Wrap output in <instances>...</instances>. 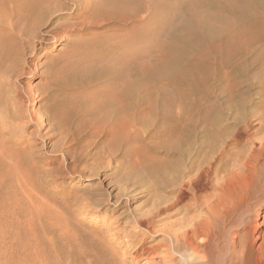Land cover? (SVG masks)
<instances>
[{
    "label": "bare ground",
    "instance_id": "bare-ground-1",
    "mask_svg": "<svg viewBox=\"0 0 264 264\" xmlns=\"http://www.w3.org/2000/svg\"><path fill=\"white\" fill-rule=\"evenodd\" d=\"M73 1L76 7L70 15L81 21L66 24L67 27L62 25V30L85 31L109 22L136 24L140 22L139 17L142 18L139 16L142 11L148 13L149 20L139 31L135 30L138 32H134L129 41L135 49L130 54L112 55L110 59L106 56L108 65L80 56L78 48L69 52L67 60L59 67L57 64L60 62L49 65L41 73L36 69L30 72L26 58L42 49L37 47L44 41L41 29L57 16L53 13L67 6L60 0H0V128L2 132L8 130L5 133L11 137V144L15 146L13 150L21 153L25 160L32 158L29 153L34 154L36 143L17 138L15 131L22 125L35 124L36 132L41 136H57L59 148L70 155L65 168L72 175H83L85 172L98 175L110 169V174L131 194L132 199L137 197L136 191L141 190L145 197L142 205L146 208L141 210L140 206V210L134 213L124 238L137 241V251L147 254L150 264H254L251 260L252 246L253 241L259 238L257 232H261L257 226L259 213L264 211V200L260 196L264 195V138H260L254 149L245 147L249 152L240 151L233 159L235 163L230 164L227 157L225 162L228 144L223 143L220 137L219 144L215 134L208 131V117L202 122L205 128L202 124L200 129L197 122H192L190 118L185 120L186 123L182 122L184 125L173 121L172 105L169 106L167 100L158 102L157 95L155 99L152 97L155 87L154 91L149 89L147 85L151 79L149 81L147 75L178 73L183 67L184 55L192 57V54L204 52L218 41V35H222L224 30L231 33L230 37L239 35L244 39L241 42H246L248 46L239 47L244 53L254 52L257 49L254 44L259 43L256 41L260 40L264 27L260 25V34L254 29L250 11L253 8L262 14L264 0H99L95 6L90 2L84 5L82 0ZM8 3H13L11 11L16 17L15 22L8 21L2 12ZM180 8L188 11L183 18L178 13ZM228 11H231L229 18L226 15ZM161 21L166 22L165 28H160ZM60 33L54 31V45L64 40L60 36L63 33ZM162 36L166 40H161ZM234 40L236 37L227 39L230 42ZM229 49L231 51V46ZM118 52L116 55L120 54ZM257 59L264 62V53ZM37 73L41 75L40 92L18 82L25 74L34 78ZM163 78L161 83L159 81L161 85ZM146 79L149 82L146 83ZM34 98L35 102L42 101L37 112L28 106ZM182 106L179 105V108ZM263 116H257L260 118L259 132L264 129ZM151 127L155 129V139H159L154 147L163 149L166 157L160 161L156 160L157 156L150 159L136 152L131 143L133 134ZM197 131L205 133L202 139L197 138ZM155 148L148 149V153L155 152ZM81 200L77 204L87 205L81 210L94 203L87 198ZM172 216L176 218L167 222L159 232V221ZM153 234H163L164 239L148 247L146 242ZM261 237L263 245L264 232ZM192 256L198 259L197 262L189 260ZM256 264H264V258Z\"/></svg>",
    "mask_w": 264,
    "mask_h": 264
},
{
    "label": "rangeland",
    "instance_id": "rangeland-1",
    "mask_svg": "<svg viewBox=\"0 0 264 264\" xmlns=\"http://www.w3.org/2000/svg\"><path fill=\"white\" fill-rule=\"evenodd\" d=\"M96 1L98 4L99 0H82V4L85 5L86 2H90L89 4L95 6L97 5ZM60 2L64 3L69 9L64 8V10L61 9V11L53 13V16H57L53 17V21L48 26L41 29L40 34L44 41L43 44H38L37 47L42 49L30 53L26 58L27 69L30 72L36 69L41 73L46 71L49 65L60 62L57 64V67H59L63 64L61 62L67 60V54L78 48V51L81 52H79L80 56L91 57L93 62L100 60L99 63L108 65L109 60H107V57L110 59L112 55L116 57L121 56V54L125 55V53L130 54L135 49L129 41L139 31V28L149 20L148 13L142 11L139 15L142 18L139 17L140 22L138 21L139 23L136 24L121 25L117 22H109L92 26L85 31H71L69 28L62 30L63 26L73 25L76 20L81 21V19L70 15L76 7L73 0H60ZM65 5L63 7H66ZM12 6L13 3H8L4 7L6 10L2 9V12L8 21L15 22L16 17L12 14ZM257 11L252 8L250 12L253 17L250 20L254 24V29L260 34L262 32L259 30L262 28H260V25L264 27V10L261 11L262 14L258 11L257 15H261L258 18L256 17ZM187 12L186 8L178 9L180 18L186 16ZM229 14H231V11L226 12L228 18ZM167 16L166 18H168ZM162 23L164 22L159 23L160 28H165L166 22ZM152 28H149L148 31H151ZM137 29L138 31H135ZM54 31L63 33L60 36L64 40L57 45H54L53 42L55 38ZM263 33L261 35L264 36ZM221 34L218 35L219 39H217L221 43L219 44L216 41V44L207 47L206 50L212 48L207 50L208 52L205 50L201 52L202 54H190L192 57L184 55L183 67L181 71L176 72L177 75L176 73L166 76L165 74L158 75L159 77L157 75H152L153 77L150 74L147 75L148 80L151 79V83H149L151 86L149 84L147 86L152 91L155 90V94L154 92L152 94L154 99L157 95L156 98L159 96L158 102L167 100L168 103H166H170L169 106L172 105L173 121L178 122L180 125H184L182 122L186 123L185 120L190 118L192 122H197L199 129L202 124L205 128L206 125L202 122L208 117L206 122H212L213 126L216 125L213 127L209 123L208 131L212 132V135H216H214L215 139L220 137L219 139L223 143L225 141L228 144V153L226 152L225 158H229L230 164H233L236 162L235 160L233 162L234 157L240 151L247 150L245 147L248 148L249 146V150L254 149L256 144L258 145L260 142L259 140L264 138V129L259 132L260 118L257 117L264 115V62L259 59L255 60L258 55L263 56L264 37L259 36L261 38L256 41V43H259L254 44V47L257 48L254 49V52L244 53L242 49L248 46L246 42H241L244 39H241L239 35H232V38L229 36L231 33L226 30L222 31ZM225 34L229 36V38L227 37L228 40L230 38L233 40L236 37L237 41H227ZM164 38L165 36H162L161 40H166ZM238 40L240 45H237ZM223 41H226V43ZM235 44L238 48L241 45L243 48H239L240 50L234 48V46L237 47ZM218 47L221 49L223 47V49L221 50ZM88 50L92 51L88 52ZM84 52L88 53L85 54ZM116 52L120 54L116 55ZM211 52L214 57L210 54ZM97 53L101 54L98 55ZM218 56L220 57L218 58ZM40 73H37L34 78H30L28 74H25L18 79V82L25 87L40 92L38 91L42 83ZM163 76L167 79L163 78L164 81L161 85ZM171 76L176 80L171 79ZM148 80L146 79V83ZM167 81L172 83H167ZM154 83L158 90H156ZM153 87H155L154 90ZM166 95L167 98L164 97ZM161 98L164 100H160ZM179 102L180 104H178ZM181 102L189 105L191 109L189 110V107H186L187 105L182 106ZM41 103L40 100L35 102L34 98L28 103L29 109L37 112ZM179 105L182 108L185 106L186 109L179 108ZM186 111H190L188 113L193 116L190 117L191 115L187 114ZM196 118L200 119L197 121ZM203 126L202 129H204ZM36 130L35 124H28L16 128L15 131L17 138L29 139L36 143L34 154L29 153L32 156L29 159L31 161H29L23 159L21 153L16 152L15 149L13 150L15 146L11 144V137L9 138V134L5 133L8 130L2 132L0 128V264H150L149 256L143 253L142 250L137 251L139 245L137 241L124 238V233L128 231V222L131 221L134 213L140 210V206L141 210L146 208L142 205L145 199L143 192L137 190V197L132 199L131 194H128L116 182V178L110 174L112 173L110 169L103 170L98 175H89L88 172L83 175H72L65 168L70 155L59 148L57 136L49 138V135L45 134L44 138ZM145 131L146 129L132 135L131 143L137 149L136 152L145 154L150 159L157 156L156 160L158 161L165 159L164 150L154 147L159 142V139L156 140L153 134L155 129L151 127ZM204 134L201 131L196 133L198 139H202ZM219 139L218 143L221 144ZM150 148H155V152L148 153ZM235 152L237 153L235 154ZM233 153L234 155H232ZM225 158L224 161H228ZM169 159H172V157H169ZM260 196L264 200V195ZM82 198L93 200L94 203L81 210L82 206H87L81 202L77 204L79 200L82 201ZM95 206L97 207L95 208ZM263 215L264 211L259 213L257 226L261 232H259L260 234L257 232L256 236L259 235V238L253 241L252 246L251 260L254 264L264 258V244L262 245L263 238L261 237L264 232ZM175 218V216L162 218L157 225L159 232L167 222H171ZM163 239V234H153L148 238L146 246H153ZM99 244L102 245L99 246ZM114 255L115 257H113ZM189 260L195 263L198 259L192 256ZM159 264L164 263L159 262Z\"/></svg>",
    "mask_w": 264,
    "mask_h": 264
}]
</instances>
